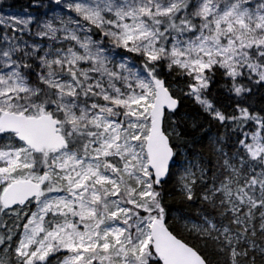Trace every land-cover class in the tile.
<instances>
[{
    "label": "snow or ice",
    "instance_id": "snow-or-ice-1",
    "mask_svg": "<svg viewBox=\"0 0 264 264\" xmlns=\"http://www.w3.org/2000/svg\"><path fill=\"white\" fill-rule=\"evenodd\" d=\"M0 264H264V0H0Z\"/></svg>",
    "mask_w": 264,
    "mask_h": 264
}]
</instances>
